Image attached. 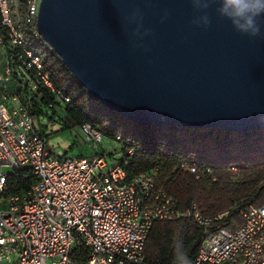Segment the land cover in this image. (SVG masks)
<instances>
[{
    "label": "built area",
    "instance_id": "built-area-1",
    "mask_svg": "<svg viewBox=\"0 0 264 264\" xmlns=\"http://www.w3.org/2000/svg\"><path fill=\"white\" fill-rule=\"evenodd\" d=\"M41 2L0 0V264H148L154 225L187 219L203 229L193 264H264V204L242 211L234 230L216 226L228 213L179 210L157 172L131 175L135 151L120 136L112 154L100 152L103 133L73 125L93 156L50 146L42 102L70 98L48 69L60 59L38 31ZM184 168L201 178L197 164ZM22 172L35 183L11 193L9 180Z\"/></svg>",
    "mask_w": 264,
    "mask_h": 264
},
{
    "label": "water",
    "instance_id": "water-1",
    "mask_svg": "<svg viewBox=\"0 0 264 264\" xmlns=\"http://www.w3.org/2000/svg\"><path fill=\"white\" fill-rule=\"evenodd\" d=\"M233 12L222 0H42L37 27L124 120L245 134L264 129V15L250 37Z\"/></svg>",
    "mask_w": 264,
    "mask_h": 264
},
{
    "label": "trees",
    "instance_id": "trees-1",
    "mask_svg": "<svg viewBox=\"0 0 264 264\" xmlns=\"http://www.w3.org/2000/svg\"><path fill=\"white\" fill-rule=\"evenodd\" d=\"M48 69L56 88L70 98V103L61 104L47 94L41 111L50 121L63 111L69 128L89 124L114 142L120 136L135 151L130 174L157 172L158 185L179 210L196 204L210 217L228 213L216 226L234 230L242 223V211L264 204V129L244 134L136 125L94 99L61 62L50 60ZM185 162L197 164L200 179L184 168ZM35 181L31 173L15 174L9 180L10 192L28 191ZM202 239L203 229L193 220L157 222L146 244V261L193 264Z\"/></svg>",
    "mask_w": 264,
    "mask_h": 264
},
{
    "label": "rangeland",
    "instance_id": "rangeland-1",
    "mask_svg": "<svg viewBox=\"0 0 264 264\" xmlns=\"http://www.w3.org/2000/svg\"><path fill=\"white\" fill-rule=\"evenodd\" d=\"M45 126H47L46 131L51 147L61 149L68 152L69 155L78 157H91L96 153L92 144H85L77 128H69L63 111L56 116L54 123L46 119ZM116 149H118V144L108 138H105L99 147L100 152L105 150L107 153H112Z\"/></svg>",
    "mask_w": 264,
    "mask_h": 264
},
{
    "label": "clouds",
    "instance_id": "clouds-1",
    "mask_svg": "<svg viewBox=\"0 0 264 264\" xmlns=\"http://www.w3.org/2000/svg\"><path fill=\"white\" fill-rule=\"evenodd\" d=\"M222 2L225 9L233 8V15L244 20V25L240 28L241 33L250 37H257L261 34L258 18L264 15V0H222ZM208 23L205 21V25Z\"/></svg>",
    "mask_w": 264,
    "mask_h": 264
},
{
    "label": "crops",
    "instance_id": "crops-1",
    "mask_svg": "<svg viewBox=\"0 0 264 264\" xmlns=\"http://www.w3.org/2000/svg\"><path fill=\"white\" fill-rule=\"evenodd\" d=\"M114 151H115V150H114ZM114 151H113V152H114Z\"/></svg>",
    "mask_w": 264,
    "mask_h": 264
}]
</instances>
